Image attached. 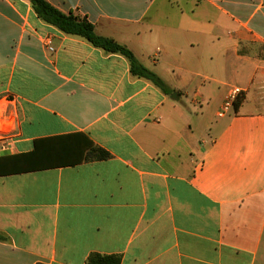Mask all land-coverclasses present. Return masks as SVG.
I'll return each instance as SVG.
<instances>
[{"label": "crops", "instance_id": "obj_1", "mask_svg": "<svg viewBox=\"0 0 264 264\" xmlns=\"http://www.w3.org/2000/svg\"><path fill=\"white\" fill-rule=\"evenodd\" d=\"M46 1L167 92L0 0V264H264V0ZM58 137L109 158L33 167Z\"/></svg>", "mask_w": 264, "mask_h": 264}, {"label": "trees", "instance_id": "obj_2", "mask_svg": "<svg viewBox=\"0 0 264 264\" xmlns=\"http://www.w3.org/2000/svg\"><path fill=\"white\" fill-rule=\"evenodd\" d=\"M29 2L37 18L44 23L55 27L66 35L84 39L93 47L101 49L106 53L123 56L129 63V71L132 76L144 79L162 92H167L163 81L153 72L142 66L129 49L112 39L96 35L93 25L87 20L72 14H64L51 6L46 0H29ZM53 144L59 147L63 146L60 152L64 151L65 155L58 157V161L60 162L58 164L64 166H72L82 160H103L109 158V154L105 150L96 147L87 139L86 143L82 144L77 137H58L35 140L33 151L28 155L30 164L35 168H47V146ZM3 239L0 235V240ZM85 264H120V257L91 254Z\"/></svg>", "mask_w": 264, "mask_h": 264}, {"label": "built area", "instance_id": "obj_3", "mask_svg": "<svg viewBox=\"0 0 264 264\" xmlns=\"http://www.w3.org/2000/svg\"><path fill=\"white\" fill-rule=\"evenodd\" d=\"M241 92H242L241 89H239L237 87L233 88L230 91L226 101L223 103V105L220 109V112L218 113L219 116L226 115L229 112L230 108L234 105V103L237 100V97L239 96V94Z\"/></svg>", "mask_w": 264, "mask_h": 264}, {"label": "water", "instance_id": "obj_4", "mask_svg": "<svg viewBox=\"0 0 264 264\" xmlns=\"http://www.w3.org/2000/svg\"><path fill=\"white\" fill-rule=\"evenodd\" d=\"M174 97L176 96V95H173Z\"/></svg>", "mask_w": 264, "mask_h": 264}]
</instances>
